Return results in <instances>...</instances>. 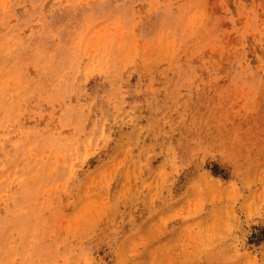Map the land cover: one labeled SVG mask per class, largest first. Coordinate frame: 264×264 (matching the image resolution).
Segmentation results:
<instances>
[{
	"label": "rangeland",
	"instance_id": "374dc122",
	"mask_svg": "<svg viewBox=\"0 0 264 264\" xmlns=\"http://www.w3.org/2000/svg\"><path fill=\"white\" fill-rule=\"evenodd\" d=\"M0 264H264V0H0Z\"/></svg>",
	"mask_w": 264,
	"mask_h": 264
}]
</instances>
